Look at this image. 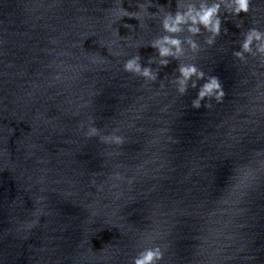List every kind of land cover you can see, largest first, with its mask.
<instances>
[{
    "label": "water",
    "instance_id": "95a60500",
    "mask_svg": "<svg viewBox=\"0 0 264 264\" xmlns=\"http://www.w3.org/2000/svg\"><path fill=\"white\" fill-rule=\"evenodd\" d=\"M200 2L0 0V264H133L146 249L167 264L264 186V54L242 49L264 0L238 15L215 0L211 44L164 31ZM165 34L184 51L161 65L150 43ZM137 54L155 80L125 70ZM180 65L204 73L184 92ZM210 76L224 95L195 107Z\"/></svg>",
    "mask_w": 264,
    "mask_h": 264
},
{
    "label": "clouds",
    "instance_id": "9594fccd",
    "mask_svg": "<svg viewBox=\"0 0 264 264\" xmlns=\"http://www.w3.org/2000/svg\"><path fill=\"white\" fill-rule=\"evenodd\" d=\"M233 6V11L238 15L241 12H247L249 8V0H231ZM221 4L212 0L208 3L207 0H201L199 5L192 3L189 4L185 9H176L173 11H168L162 18V27L166 33L175 34L184 30V26L187 30L193 34H198L201 29H206L212 35L208 39V43L214 42V38L221 31V18L219 16V10ZM124 16L136 17L139 19V11H128L127 9H121V14L119 19ZM140 22V21H139ZM131 24L125 25L126 27ZM133 26V25H131ZM256 42V50L264 54V33H260L256 30H251L246 36L242 43V49L244 52L251 51V45ZM187 43L193 49L197 48V43L189 38ZM151 46L156 49L158 53L159 63L161 65H167L169 63L168 57L176 58L181 55L184 51L183 41L174 36L165 34L163 36L157 37L151 43ZM237 56H242V52L237 51L235 53ZM149 59V64L151 63ZM126 71L135 72L141 76L155 80L157 74L153 73L150 66L142 65L140 56L134 55L128 58L124 64ZM180 76L177 78V83L179 85V91L184 92L188 86L190 78L195 74L198 78H203L204 73L198 71L195 65H180L178 67ZM192 86L196 87V82L192 81ZM215 96L216 99H220L224 95L223 87L219 78L216 76H210L199 86L198 94L196 99L193 100V105L195 107L200 106V102L204 100L205 97ZM96 129H91L90 134H95ZM119 141V137L114 138ZM159 256V252L153 250H144L137 257L134 258L133 264H152L154 258Z\"/></svg>",
    "mask_w": 264,
    "mask_h": 264
}]
</instances>
